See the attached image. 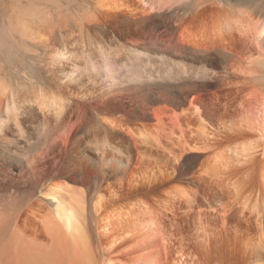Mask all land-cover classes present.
Returning <instances> with one entry per match:
<instances>
[{
	"label": "bare ground",
	"instance_id": "1",
	"mask_svg": "<svg viewBox=\"0 0 264 264\" xmlns=\"http://www.w3.org/2000/svg\"><path fill=\"white\" fill-rule=\"evenodd\" d=\"M0 22L43 72L0 74V264H264L263 12L0 0Z\"/></svg>",
	"mask_w": 264,
	"mask_h": 264
},
{
	"label": "rangeland",
	"instance_id": "2",
	"mask_svg": "<svg viewBox=\"0 0 264 264\" xmlns=\"http://www.w3.org/2000/svg\"><path fill=\"white\" fill-rule=\"evenodd\" d=\"M248 1L250 8H255L256 11L264 13V0ZM256 5H259V7L256 8ZM64 6H67V4H64ZM69 10L68 14H75L77 11L76 7L73 8V6L70 7ZM50 12H52L53 15L55 13L54 10H50ZM4 26L5 24L0 22V74L12 87H15V84L21 81L19 78L20 75L24 76L26 74L24 76L25 78L33 79L35 82L41 81L43 72L40 66H38V60H36L37 64L33 62L31 57L24 52L26 47L20 46V44L15 41L9 40L5 35V29H2Z\"/></svg>",
	"mask_w": 264,
	"mask_h": 264
}]
</instances>
